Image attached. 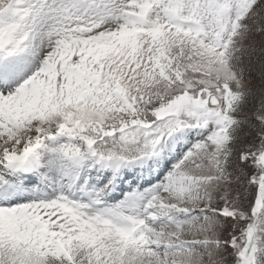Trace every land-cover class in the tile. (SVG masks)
<instances>
[{"label": "snow or ice", "instance_id": "obj_1", "mask_svg": "<svg viewBox=\"0 0 264 264\" xmlns=\"http://www.w3.org/2000/svg\"><path fill=\"white\" fill-rule=\"evenodd\" d=\"M0 264H264V0H0Z\"/></svg>", "mask_w": 264, "mask_h": 264}]
</instances>
